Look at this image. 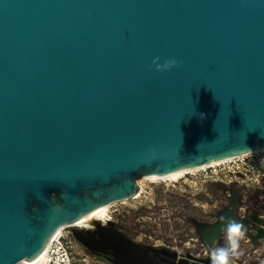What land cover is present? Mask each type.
Wrapping results in <instances>:
<instances>
[{
	"label": "water",
	"instance_id": "water-1",
	"mask_svg": "<svg viewBox=\"0 0 264 264\" xmlns=\"http://www.w3.org/2000/svg\"><path fill=\"white\" fill-rule=\"evenodd\" d=\"M155 57L179 66L158 73ZM263 149L264 0H0V264L38 257L147 175ZM236 210L233 195L206 246ZM91 222V238L74 230L85 246L161 264Z\"/></svg>",
	"mask_w": 264,
	"mask_h": 264
},
{
	"label": "rangeland",
	"instance_id": "rangeland-1",
	"mask_svg": "<svg viewBox=\"0 0 264 264\" xmlns=\"http://www.w3.org/2000/svg\"><path fill=\"white\" fill-rule=\"evenodd\" d=\"M139 184L137 195L113 202L107 215L135 239L211 263L210 249L224 245V233L208 247L201 230L218 220L235 195L237 215L248 221L250 230H246L240 255L233 258L232 264H264V237L256 229H264V149L176 178L144 177ZM77 228L67 227L65 232L73 234ZM73 249L74 264H110L77 239Z\"/></svg>",
	"mask_w": 264,
	"mask_h": 264
},
{
	"label": "clouds",
	"instance_id": "clouds-1",
	"mask_svg": "<svg viewBox=\"0 0 264 264\" xmlns=\"http://www.w3.org/2000/svg\"><path fill=\"white\" fill-rule=\"evenodd\" d=\"M152 67L158 73L170 72L179 66L176 58H169L161 63L159 57L152 60ZM203 118V114H201ZM224 233L225 243L222 246L212 247L210 249L211 264H232L233 258L240 255V242L245 238L246 226L243 223L228 219L222 229Z\"/></svg>",
	"mask_w": 264,
	"mask_h": 264
},
{
	"label": "bare ground",
	"instance_id": "bare-ground-1",
	"mask_svg": "<svg viewBox=\"0 0 264 264\" xmlns=\"http://www.w3.org/2000/svg\"><path fill=\"white\" fill-rule=\"evenodd\" d=\"M255 152H257V151H255ZM247 154H249V153H247ZM247 154H242V155H238V156H234V157L225 158V159L218 160V161H215V162H212V163H209V164H204V165H201V166L189 167V168L181 169V170L173 171V172H170V173H167V174H151V175L145 176V178H150V179L176 178V177L184 175L185 173L191 172L193 170L202 169V168H205V167H208V166H214L216 164H220V163L225 162L227 160H231V159H234V158H237V157H241V156L247 155ZM140 188H141V186H140ZM138 193H139V191L135 195H137ZM112 203H107V204L101 205L98 208L94 209L90 214H85V215H83L81 217L74 218V219L70 220L65 225L60 227L55 232L53 237L58 236L67 227H79V228L80 227H85V228L90 227V226H92L91 219H96V220H99V221H101L103 223H106L107 220H108L107 219V215H108V212H109V209H110V206H111ZM46 249H47V246L44 248L42 253L38 257H36L34 259L24 258L23 259V264H40L42 259H43V257H44Z\"/></svg>",
	"mask_w": 264,
	"mask_h": 264
},
{
	"label": "flooded vegetation",
	"instance_id": "flooded-vegetation-1",
	"mask_svg": "<svg viewBox=\"0 0 264 264\" xmlns=\"http://www.w3.org/2000/svg\"><path fill=\"white\" fill-rule=\"evenodd\" d=\"M236 197V196H235ZM237 198V197H236ZM237 200H238V198H237ZM230 202H231V197H230V201H229V206H230ZM228 206V207H229ZM227 208V207H226ZM226 208H224L220 213H219V215H218V219H219V217H220V215L222 214V212H224V210L226 209ZM237 213V212H236ZM218 221V220H217ZM216 221V222H217ZM215 222V223H216ZM239 223H243L245 226H246V230H250V228H249V225L247 224L248 223V221H246V220H243V219H239ZM105 225H107L109 228H111V229H113V230H120V231H122V232H124L125 234H127L129 237H131L133 240H135V241H137V242H139V243H141L143 246H145V247H148L149 249H150V253H151V255L157 260V261H159L161 264H169L168 262H166V261H164V254H161V250H162V248H166V249H168V250H174V249H171V248H169V247H161V246H157V245H154V244H147V243H145V242H141V241H139V240H137V239H135L134 237H132L127 231H125V229L120 225V223L119 222H117L116 220H112V219H108V221L106 222V223H104ZM93 226V225H92ZM90 226V227H87V228H85V227H80V228H78V229H80L82 232H83V234L87 237V238H91L92 236H93V233H91V232H93L94 230H95V227L93 226ZM257 229V234L258 235H260V232L262 231V230H264V229H262V228H259V227H257L256 228ZM73 235H74V233H73ZM221 235H222V233L219 235V237L217 238V240L221 237ZM261 236V235H260ZM75 237V236H74ZM262 237H264V236H262ZM75 239H76V237H75ZM216 240V241H217ZM79 241V240H78ZM82 243V242H81ZM82 245H84L83 243H82ZM85 246V245H84ZM89 251H91L92 253H95V255H98V256H100V257H102V258H104V259H106L107 261H109V263L110 264H119V262H121V260H120V258L118 257V255H117V253L115 252V250H113V249H108V250H104L102 247H101V244H99V243H95V249H91V248H89V247H87V246H85ZM174 251H176V250H174ZM167 258V257H166ZM180 258H188V257H182V256H180L179 255V257L177 258V259H175V260H179ZM189 260L192 262V261H199V262H201L202 264H206L207 262H202V261H200V260H192V259H190L189 258ZM208 264H211V263H208Z\"/></svg>",
	"mask_w": 264,
	"mask_h": 264
},
{
	"label": "built area",
	"instance_id": "built-area-1",
	"mask_svg": "<svg viewBox=\"0 0 264 264\" xmlns=\"http://www.w3.org/2000/svg\"><path fill=\"white\" fill-rule=\"evenodd\" d=\"M74 240V235L66 233L64 229L49 241L40 264H74Z\"/></svg>",
	"mask_w": 264,
	"mask_h": 264
}]
</instances>
